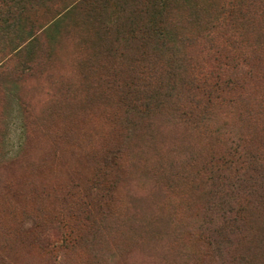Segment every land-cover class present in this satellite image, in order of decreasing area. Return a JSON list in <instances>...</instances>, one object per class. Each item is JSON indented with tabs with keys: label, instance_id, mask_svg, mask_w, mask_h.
Segmentation results:
<instances>
[{
	"label": "rangeland",
	"instance_id": "374dc122",
	"mask_svg": "<svg viewBox=\"0 0 264 264\" xmlns=\"http://www.w3.org/2000/svg\"><path fill=\"white\" fill-rule=\"evenodd\" d=\"M65 7L57 3L35 17L40 45L15 55L12 49L28 31L0 38V68L10 70L0 77V264H245L260 241L253 228L247 237L202 235L194 184H178L172 176L191 140L204 153V139L187 134L169 113L146 124L124 121L104 87L85 91L84 73L96 80L111 72L103 68L96 78L92 64L82 61L73 41L77 32L70 31L74 19L53 29ZM22 64L32 67L23 78L14 72ZM116 147L120 167L104 172L102 160ZM98 169L100 193L110 185L114 193L95 215L104 219L100 231L85 237L72 224L73 200L65 194L73 187L89 191ZM40 216L38 229L34 221ZM63 219L77 240L60 248ZM253 227L264 235V211ZM47 241L58 247L55 253L43 249ZM215 241L223 242L221 252L210 246Z\"/></svg>",
	"mask_w": 264,
	"mask_h": 264
},
{
	"label": "trees",
	"instance_id": "16d2710c",
	"mask_svg": "<svg viewBox=\"0 0 264 264\" xmlns=\"http://www.w3.org/2000/svg\"><path fill=\"white\" fill-rule=\"evenodd\" d=\"M57 3L66 10L53 29L74 19L70 31L77 32L73 41L82 61L92 64L96 78L103 68L111 72L96 80L84 73L85 91L90 85L104 87L127 116L124 121L146 124L169 113L187 134L203 138L204 153L191 140L184 161L173 164L172 176L178 184H194L198 197L192 204L201 209L195 218L204 219L202 235L247 237L252 227L260 241L245 264H264V235L253 227L264 211V0H0V38L28 31L11 50L15 55L40 45L36 18ZM1 69L0 77L9 75L8 68ZM31 71L22 64L14 72L23 78ZM115 149L102 160L104 172L120 167V149ZM102 170L89 191L73 187L65 194L73 200L72 224L78 234L86 231L85 237L100 231L104 219L95 215L114 193L112 185L100 193ZM41 219L34 221L35 228L43 226ZM64 223L60 248L77 240ZM222 244L210 246L221 252ZM55 248L50 241L43 246L48 253Z\"/></svg>",
	"mask_w": 264,
	"mask_h": 264
}]
</instances>
